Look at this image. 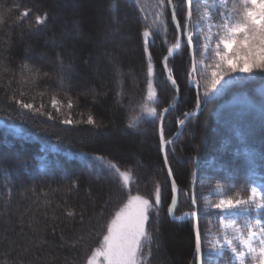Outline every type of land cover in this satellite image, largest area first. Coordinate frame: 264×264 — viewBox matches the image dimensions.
Masks as SVG:
<instances>
[{"label":"trees","instance_id":"trees-1","mask_svg":"<svg viewBox=\"0 0 264 264\" xmlns=\"http://www.w3.org/2000/svg\"><path fill=\"white\" fill-rule=\"evenodd\" d=\"M65 1L75 9L63 7L58 0H0V151L5 155L0 159V264H86L128 193L115 176L99 172L97 163L84 154L131 168L136 178L133 195L151 199L159 182V222L153 212L150 223L152 230L159 228L160 238L151 264H194V222L174 221L168 214L172 192L161 156L159 124L145 120L137 128L127 127L139 115L146 96L139 8L134 0H118L119 23H113L117 10L111 6L116 0ZM142 2L146 10H152L154 0ZM25 10L29 14L23 17ZM44 12L50 19L36 25V16ZM168 19V42L161 33L150 51L157 111L175 105L164 123L165 137L173 141L165 152L179 188L176 215L180 216L191 210L192 194L202 208L204 196L218 183L234 193L253 170L258 176L264 172L260 159L264 80L231 84L207 98L201 80L202 103L197 110L198 89L195 83L196 90L189 86V50L182 47L168 62L180 89L178 97L162 69L163 57L176 36L169 12ZM68 31L73 32L63 40ZM21 34L28 43L20 40ZM46 40L57 44L47 46ZM58 57L72 69L61 72ZM25 64L39 69L40 77L34 80ZM116 65L121 69L119 76ZM73 71L77 74L71 78ZM204 75L201 71L196 78ZM20 91L26 93V101L35 97L37 106L43 103L56 119L22 113L8 99ZM53 94L65 104L61 113L51 108ZM68 99L74 105L73 123L65 125L61 120L69 116ZM185 112L195 115L179 128L177 118L184 119ZM89 114L96 126L84 122ZM177 131L179 135L173 137ZM212 213L201 211L199 216L202 240L208 222L216 219Z\"/></svg>","mask_w":264,"mask_h":264},{"label":"snow or ice","instance_id":"snow-or-ice-1","mask_svg":"<svg viewBox=\"0 0 264 264\" xmlns=\"http://www.w3.org/2000/svg\"><path fill=\"white\" fill-rule=\"evenodd\" d=\"M140 12L143 30L140 33L143 52L146 58V96L140 104V113L131 119L128 128H137L145 120L156 121L159 124V138L161 151L173 143L165 137V119L175 105H169L157 111V89L154 85L155 66L150 46L161 33L167 43L168 12L170 10L171 23L176 33L175 40L168 48V54L163 57V69L167 72V80L179 93L180 89L173 77L169 59L182 47L189 50L191 70L189 76L196 84L198 93L196 109L201 107L199 89L201 80L204 81L203 97L218 94L231 84H246L249 81L264 80V0H154L152 10H146L142 0H134ZM117 10L114 22L118 19V0L112 6ZM29 10L22 13L28 16ZM49 14L44 12L35 18L36 25H44L49 20ZM61 72L70 71L72 65H65L58 57ZM24 69L30 72L33 79L41 75L39 69H32L28 64ZM115 73L121 75L118 65L114 66ZM203 71L204 76L197 77ZM47 76L48 73H43ZM223 81V83H222ZM63 82V77H61ZM219 86V87H218ZM264 95V88H261ZM122 95V92L117 93ZM43 95V93L41 94ZM26 93L13 94L9 102L15 104L22 113L47 115V119L54 120L52 112H46V106H37L35 97L25 100ZM50 105L56 113H61L65 107L63 101L53 94ZM74 107L71 99L67 100L68 118L61 123L70 125L73 120L70 110ZM195 112L183 113L184 119L177 118V123L183 127L188 118ZM96 126L91 114L84 121ZM253 157L250 151L245 152ZM97 163L98 171L107 172L117 178L120 187L127 191V201L106 224V231L102 241L87 257L86 264H151L153 249L159 247L160 230H152L151 223L155 212V222H159V208L162 204V187L156 183L152 198L141 194H132V185L136 183L131 168L122 169L117 163L95 154H84ZM264 161V151L260 153ZM250 164L254 159L249 160ZM165 166L169 165L168 156L164 155ZM167 174L173 176V169L168 166ZM195 175V174H194ZM173 193L168 206V214L173 219L191 218L197 221L195 228V260L194 264H264V172L257 176L255 170L251 176L234 193H229L227 187L217 184L212 194L217 195L215 202L208 199L205 211H213L216 216L215 231L210 227L203 236L198 225L201 208L195 194L191 195V210L182 215H176L179 191L175 179L171 181ZM185 196L189 193L185 192ZM72 215V212L68 213ZM211 224V222H210Z\"/></svg>","mask_w":264,"mask_h":264},{"label":"rangeland","instance_id":"rangeland-1","mask_svg":"<svg viewBox=\"0 0 264 264\" xmlns=\"http://www.w3.org/2000/svg\"><path fill=\"white\" fill-rule=\"evenodd\" d=\"M59 2H61V4H62V6L63 7H70L71 9H75L74 8V5L72 4V2H66L65 0H58ZM112 22L113 23H115L114 22V20L112 19ZM73 31H68L67 33H65L64 34V38H63V40H66L67 38H69L70 36H71V33H72ZM19 38H20V40H22V39H24L25 41H27L28 39H27V37L24 35V34H21L20 36H19ZM43 40H45V38L43 39ZM25 43H28V41L27 42H25ZM45 44L48 46V45H55V44H57V42H55V41H48V40H46L45 41ZM58 45H59V47H61V45H62V43H58ZM29 55V54H28ZM43 57H45V55H43ZM76 74H77V72L76 71H73L72 72V74H71V78H73V77H75L76 76ZM205 75H206V73H204ZM5 155H4V153L2 152V151H0V159H3V157H4ZM258 176V175H257ZM218 197H217V195H215V194H212V192H211V194L210 195H206V196H204V198H203V205H202V208H201V210H202V212H204V213H207V212H213V211H205V209H206V207H207V200L208 199H210V200H212L213 202H215V200L217 199ZM214 214V212L212 213V215ZM210 222H211V224H210ZM215 225H216V219H211L209 222H208V224H207V227L205 228V230H204V234L207 232V230L210 228V227H212L213 228V230L215 231ZM222 262V264H223V261H221Z\"/></svg>","mask_w":264,"mask_h":264},{"label":"water","instance_id":"water-1","mask_svg":"<svg viewBox=\"0 0 264 264\" xmlns=\"http://www.w3.org/2000/svg\"><path fill=\"white\" fill-rule=\"evenodd\" d=\"M169 13H170V10H169ZM173 25V24H172ZM173 27H174V25H173ZM178 52H176L174 55H176ZM174 55H172L171 57H170V59L174 56ZM162 67H163V65H162ZM163 71H164V74H165V76L167 77V72L163 69ZM176 94H177V97L179 96V93H177L176 92ZM179 134V132H177L175 135H174V137H176L177 135ZM165 151H166V148H165V150L164 151H161V156H162V160H163V164H164V155H165ZM169 166V165H168ZM168 166H165V164H164V168H165V172H166V174H167V167ZM167 177H168V180H169V183H170V187H171V181H172V179H173V176L172 177H169L168 176V174H167ZM179 189V188H178ZM172 192V191H171ZM172 195H173V193H172ZM177 195V200H178V196H179V191H178V193L176 194ZM170 218L172 219V220H175V221H184V220H190L191 218H184V219H181V220H176V219H173L171 216H170ZM192 220H194V219H192ZM197 223V221L196 220H194V225ZM194 234H195V228H194Z\"/></svg>","mask_w":264,"mask_h":264}]
</instances>
